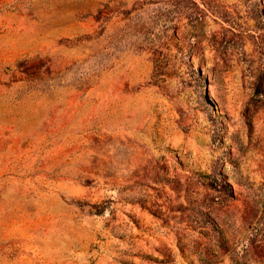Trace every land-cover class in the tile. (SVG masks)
Returning a JSON list of instances; mask_svg holds the SVG:
<instances>
[{
	"label": "rangeland",
	"instance_id": "1",
	"mask_svg": "<svg viewBox=\"0 0 264 264\" xmlns=\"http://www.w3.org/2000/svg\"><path fill=\"white\" fill-rule=\"evenodd\" d=\"M0 264H264V0H0Z\"/></svg>",
	"mask_w": 264,
	"mask_h": 264
}]
</instances>
